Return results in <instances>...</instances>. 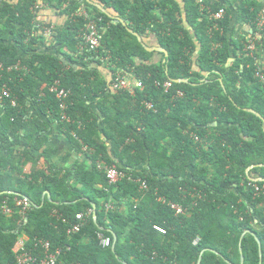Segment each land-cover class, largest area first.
<instances>
[{
    "label": "trees",
    "instance_id": "obj_1",
    "mask_svg": "<svg viewBox=\"0 0 264 264\" xmlns=\"http://www.w3.org/2000/svg\"><path fill=\"white\" fill-rule=\"evenodd\" d=\"M96 1L139 36L154 35L167 58L147 52L86 0H0V206L12 210L0 214V264H15L21 238L39 258L37 241H48L50 252H59L56 264H197L200 256V264H240L241 255L242 264H264V182L248 178L264 180V84L255 76L258 69L264 73V28H256L264 0ZM82 6L101 18L96 53L85 44L88 20L77 16ZM44 9L67 22L55 28L38 22ZM222 9L221 20L211 18ZM233 19L253 30V53L245 50L248 37L235 36ZM92 64L109 68L110 81ZM117 74L128 75L132 92L111 90ZM179 79L188 83L173 82ZM56 81L70 91L69 122L61 120L59 99L48 91ZM93 100L97 112L88 105ZM27 102L57 121L91 167L77 162L64 174L36 170L27 149L43 127L25 119ZM28 162L31 169L23 173ZM251 166L261 167L246 174ZM103 167L124 177L108 186ZM142 181L146 190H140ZM253 184L263 189L258 196ZM21 197L30 203L23 217L15 206ZM170 204L185 213L176 214ZM79 223L78 232L68 233ZM99 233L110 238L109 247L99 245Z\"/></svg>",
    "mask_w": 264,
    "mask_h": 264
},
{
    "label": "built area",
    "instance_id": "obj_2",
    "mask_svg": "<svg viewBox=\"0 0 264 264\" xmlns=\"http://www.w3.org/2000/svg\"><path fill=\"white\" fill-rule=\"evenodd\" d=\"M80 1V0H76ZM201 3V0L199 1ZM224 15V10H219L216 14L212 15L211 18L214 20H221ZM77 16H84L88 22L86 25V33L84 36L85 44L87 46V50L89 52L96 53L98 49L101 46V39H102V30L99 26V23L101 22V18L99 17H94L88 15L86 11L82 8L77 13ZM257 30H262L264 28V10L261 11L260 16L257 20ZM258 35V34H257ZM260 36V35H259ZM257 38V37H256ZM257 39H260L257 38ZM256 48V39L255 38H249L245 45V50L248 53H253ZM255 76L259 79L261 83L264 84V73L261 69H258L256 71ZM134 83L132 80L128 77L127 74H117L116 78L114 81L111 83V90L114 92L118 91H130L132 92L133 90V85ZM59 82L56 81L53 85L48 87V91L50 93L55 94V96L59 99V107L61 110V120L69 122L70 120L68 119L67 115L65 114V109L66 105L65 102L68 99V96L70 94L69 90H65L63 88L59 87ZM136 86L138 88H142L141 83H137ZM45 87V86H44ZM165 91H167L170 87V83L166 82L163 85ZM3 96H6L5 98L8 99V94L3 91ZM3 101V97L0 96V103ZM13 106L15 105L14 101L11 103ZM148 108H151L150 104H147ZM104 173L107 179V185L108 186H113L115 185L120 179L124 177V175L119 172L115 167H103ZM252 187L254 188L256 196H258L259 193L263 192V189L258 187L257 185L253 184ZM147 185L146 182L142 181L140 183V190H146ZM162 199H159L158 201H161ZM163 201V200H162ZM15 206L21 207L22 211V217L25 214V210L27 208H30V203L29 200L26 197H21V198H16L15 199ZM105 208L107 210H111L113 206L111 204H106ZM170 208L175 211L176 214H184L185 210L181 206H178L176 204H170ZM12 210L8 207L6 204H2L0 206V214L9 216L11 215ZM76 220L81 222L83 220V215L81 213L76 214L75 216ZM80 223L79 224H74L71 226V228L68 230V233H74L78 232L80 230ZM154 231L158 232L159 234L164 235L166 231L161 227V226H153ZM99 240V245L102 248H107L111 245V240L108 237H105L102 233H99L97 236ZM198 242V239L194 241V244ZM36 245H38L42 250V257L39 258L37 256H33L31 253H29L26 250L25 247V242L24 239L21 238L19 239L16 244L14 245V253H15V258L16 262L15 264H56L57 263V256L59 254L58 250L55 253L50 252V244L48 241H42L38 240Z\"/></svg>",
    "mask_w": 264,
    "mask_h": 264
},
{
    "label": "crops",
    "instance_id": "obj_3",
    "mask_svg": "<svg viewBox=\"0 0 264 264\" xmlns=\"http://www.w3.org/2000/svg\"><path fill=\"white\" fill-rule=\"evenodd\" d=\"M93 2L99 3L96 0H92ZM84 9V7H81ZM111 16H113L115 19H111V22L113 24H117L119 20L124 21L122 18H120L117 14L110 11L109 9H106ZM38 22L42 23H49L51 24L52 28L55 27H61L67 22V17L55 14L54 11H51L49 9L41 10L39 13V16L37 17ZM127 22V21H125ZM234 24V31L235 36L236 35H242L245 37H251L253 35V30L250 26L244 25V24H237L236 20L233 19ZM128 28V22L126 26ZM130 29V28H129ZM141 37V36H140ZM257 38H259V35H256ZM143 40L144 45H146L148 48H154L159 47L157 43V39L154 35H148L146 37H141ZM157 53V52H154ZM159 60V57L157 54H155L152 58L153 62H157ZM261 64H264V58L261 59ZM91 67H97L95 64H92ZM98 71L101 72L103 77L110 81L112 74L109 68H106L104 66L97 67ZM44 88V87H43ZM92 102V103H91ZM88 103V105L91 107V109L94 112H97L96 102L95 100ZM5 115L4 111V105L0 103V134H2V119ZM25 119L30 121H40L39 123L42 124L41 127H43V131L39 133V138L36 136L34 137L33 142H30L29 148L27 149V152L29 151V154L36 159V170H39L43 172L45 175H50L53 173L60 172L61 174H64L67 170H70L73 172L72 165H74L77 162H87V164L91 167V163L89 160L86 159L85 155L80 152L76 146L75 142H72L66 137L64 134L60 133L59 124L57 121L53 120L50 115H45L40 110L39 106L36 105L34 102H27L26 104V115ZM43 140L42 144L38 146L36 143V140ZM83 149V147H82ZM21 147L17 146L15 149V152L20 154ZM5 154V151L3 148L0 147V158ZM26 168L23 169V173H28L31 169V162H28ZM250 171V170H249ZM249 171L246 170V174H249ZM248 178H252L251 175H248ZM50 196V194H49ZM253 227L254 229H259L258 222L254 219L253 220ZM240 262H241V256H240Z\"/></svg>",
    "mask_w": 264,
    "mask_h": 264
},
{
    "label": "water",
    "instance_id": "obj_4",
    "mask_svg": "<svg viewBox=\"0 0 264 264\" xmlns=\"http://www.w3.org/2000/svg\"><path fill=\"white\" fill-rule=\"evenodd\" d=\"M86 3L89 4V5H91V6H93L99 12L105 14L107 17H109L111 19H115L113 16H111V14L100 3L93 2L92 0H86ZM118 22H120L123 26H126V24H127V22L121 21V20H119ZM127 31L129 33H131L132 35H134L138 39V41L140 42V44L145 48V50L147 52L162 53L167 58L168 54H167L166 50H164V49H162L160 47L148 48L146 45H144L142 38L138 34L134 33L129 28H127ZM173 82L176 83V84H181V83L186 84V83H188V81L187 80H184V79L174 80ZM246 111L247 112H250V113L254 114L256 117L262 119V117H261V115L259 113L255 112L253 110H250V109L249 110H246ZM255 167H261V166H251L250 168H248V171L251 170V169H253V168H255ZM249 179L252 182H256V183L257 182H264V180L261 179V178H253L252 177V178H249ZM45 195L47 196V199L50 200L49 193L48 192H45ZM92 208H93V221H94L95 224H97V217H96V213H95V205L94 204H92ZM112 236H113V239H114V243L112 245V250H114L115 243H116V235L114 233H112ZM257 242H258V245H259V241L258 240H257ZM259 248H260V245H259ZM240 254H241V249H240ZM200 262H201V256L199 257V259L197 261V264H200ZM242 263H243V257L241 255V262H240V264H242Z\"/></svg>",
    "mask_w": 264,
    "mask_h": 264
},
{
    "label": "clouds",
    "instance_id": "obj_5",
    "mask_svg": "<svg viewBox=\"0 0 264 264\" xmlns=\"http://www.w3.org/2000/svg\"><path fill=\"white\" fill-rule=\"evenodd\" d=\"M44 86H45V85H44ZM44 86H43V87H44Z\"/></svg>",
    "mask_w": 264,
    "mask_h": 264
}]
</instances>
